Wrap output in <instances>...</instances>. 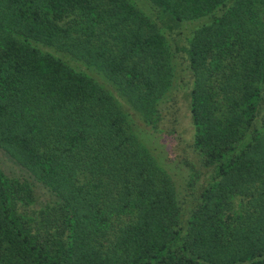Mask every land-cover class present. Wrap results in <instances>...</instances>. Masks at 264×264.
<instances>
[{
    "label": "trees",
    "instance_id": "trees-1",
    "mask_svg": "<svg viewBox=\"0 0 264 264\" xmlns=\"http://www.w3.org/2000/svg\"><path fill=\"white\" fill-rule=\"evenodd\" d=\"M145 1L0 0V264H264V0Z\"/></svg>",
    "mask_w": 264,
    "mask_h": 264
},
{
    "label": "rangeland",
    "instance_id": "rangeland-1",
    "mask_svg": "<svg viewBox=\"0 0 264 264\" xmlns=\"http://www.w3.org/2000/svg\"><path fill=\"white\" fill-rule=\"evenodd\" d=\"M137 3V6L144 8V10L149 14H154L153 10L149 6V4L145 0H133ZM205 21L201 19L200 21H194L187 24V33H189L196 25ZM179 72V71H178ZM181 73L183 71L181 70ZM180 74V73H179ZM96 75V74H95ZM179 89V88H178ZM179 91V90H178ZM178 91L176 93H178ZM175 122L174 126L176 127L177 131L173 135L170 136H163L162 134H155L151 132V136L149 134H141L144 137L148 138L150 143L151 149H153V154L158 155L161 157V161H166V166L169 168L174 167L171 169V173L175 174L176 179L182 181L180 178V174L178 171L184 174V176H188L190 169L187 168L185 163V155L186 152L184 151V147L186 143L184 138H189L191 132V121L189 117V110L186 101L178 97L177 104H176V111L174 112ZM164 137V138H163ZM155 147V148H154ZM168 149V150H167ZM175 149V154H177L178 160L174 158L172 161L167 157L166 153ZM183 166L181 165V162ZM0 163L4 169V171L10 175L19 178L28 177V173L25 170H22L11 158L10 156L0 148ZM177 164L178 167L175 166ZM34 184L36 188V193L39 197V203H45L52 199L51 193L48 192L46 188L40 185L38 182L34 181L33 179L29 178Z\"/></svg>",
    "mask_w": 264,
    "mask_h": 264
}]
</instances>
